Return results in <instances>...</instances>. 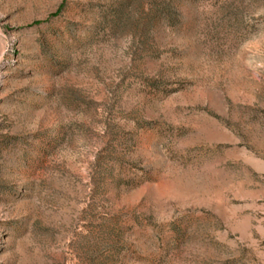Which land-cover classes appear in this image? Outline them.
Masks as SVG:
<instances>
[{"label": "rangeland", "instance_id": "obj_1", "mask_svg": "<svg viewBox=\"0 0 264 264\" xmlns=\"http://www.w3.org/2000/svg\"><path fill=\"white\" fill-rule=\"evenodd\" d=\"M0 264H264V0H0Z\"/></svg>", "mask_w": 264, "mask_h": 264}]
</instances>
